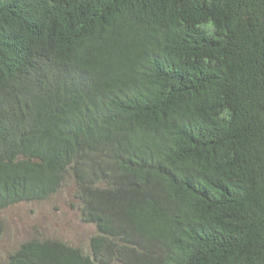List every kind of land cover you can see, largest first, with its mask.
<instances>
[{"label":"trees","instance_id":"1","mask_svg":"<svg viewBox=\"0 0 264 264\" xmlns=\"http://www.w3.org/2000/svg\"><path fill=\"white\" fill-rule=\"evenodd\" d=\"M70 177L0 264H264V0H0V209Z\"/></svg>","mask_w":264,"mask_h":264},{"label":"rangeland","instance_id":"2","mask_svg":"<svg viewBox=\"0 0 264 264\" xmlns=\"http://www.w3.org/2000/svg\"><path fill=\"white\" fill-rule=\"evenodd\" d=\"M73 178H69L60 190L47 199L21 202L0 209L2 235L0 236V260L29 239H58L91 252V237L97 233L93 223L84 221L82 199Z\"/></svg>","mask_w":264,"mask_h":264}]
</instances>
